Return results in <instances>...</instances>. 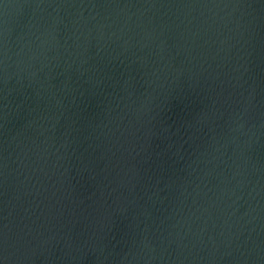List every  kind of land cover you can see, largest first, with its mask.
<instances>
[{
    "label": "water",
    "instance_id": "water-1",
    "mask_svg": "<svg viewBox=\"0 0 264 264\" xmlns=\"http://www.w3.org/2000/svg\"><path fill=\"white\" fill-rule=\"evenodd\" d=\"M0 264H264V0H0Z\"/></svg>",
    "mask_w": 264,
    "mask_h": 264
}]
</instances>
